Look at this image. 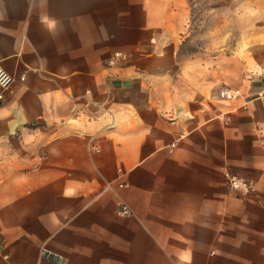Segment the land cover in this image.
<instances>
[{
	"label": "crops",
	"instance_id": "0c3cea01",
	"mask_svg": "<svg viewBox=\"0 0 264 264\" xmlns=\"http://www.w3.org/2000/svg\"><path fill=\"white\" fill-rule=\"evenodd\" d=\"M190 1L0 0V264H264V80L180 60Z\"/></svg>",
	"mask_w": 264,
	"mask_h": 264
},
{
	"label": "rangeland",
	"instance_id": "374dc122",
	"mask_svg": "<svg viewBox=\"0 0 264 264\" xmlns=\"http://www.w3.org/2000/svg\"><path fill=\"white\" fill-rule=\"evenodd\" d=\"M189 9L172 20L188 28L180 60L201 64L214 90L264 80V0H191Z\"/></svg>",
	"mask_w": 264,
	"mask_h": 264
},
{
	"label": "built area",
	"instance_id": "2783aa9c",
	"mask_svg": "<svg viewBox=\"0 0 264 264\" xmlns=\"http://www.w3.org/2000/svg\"><path fill=\"white\" fill-rule=\"evenodd\" d=\"M123 58L124 53L122 51H116L114 54L107 58L106 63L107 65L112 66L118 63ZM15 80L16 77L14 76V74H12L6 68L0 66V87L2 88V90H7L15 82ZM219 95L223 100H233L242 95V90L240 88H231L229 86H226L221 88ZM3 98L4 92L2 91L0 93V99ZM259 141L264 145V131L260 134ZM174 145L175 144H172V147ZM92 150L98 152L100 150V146L94 143L92 144ZM225 176L228 181L229 189L233 193L241 191L252 192L255 190L254 181L247 176H242L229 170L225 171ZM121 212L124 214H128L130 213V209L127 205L123 204L121 207ZM1 243L2 242L0 240V249L2 246ZM43 254L54 260L60 261L62 259V256L60 254L54 253L46 248L43 250Z\"/></svg>",
	"mask_w": 264,
	"mask_h": 264
},
{
	"label": "clouds",
	"instance_id": "9594fccd",
	"mask_svg": "<svg viewBox=\"0 0 264 264\" xmlns=\"http://www.w3.org/2000/svg\"><path fill=\"white\" fill-rule=\"evenodd\" d=\"M41 22L46 25L50 32L56 30L59 23L57 19L51 17H45Z\"/></svg>",
	"mask_w": 264,
	"mask_h": 264
}]
</instances>
